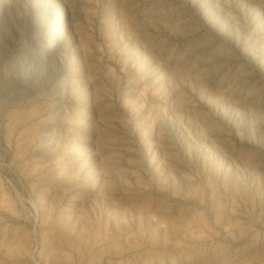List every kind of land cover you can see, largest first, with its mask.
<instances>
[{
    "label": "rangeland",
    "instance_id": "rangeland-1",
    "mask_svg": "<svg viewBox=\"0 0 264 264\" xmlns=\"http://www.w3.org/2000/svg\"><path fill=\"white\" fill-rule=\"evenodd\" d=\"M0 264H264V0H0Z\"/></svg>",
    "mask_w": 264,
    "mask_h": 264
},
{
    "label": "bare ground",
    "instance_id": "bare-ground-1",
    "mask_svg": "<svg viewBox=\"0 0 264 264\" xmlns=\"http://www.w3.org/2000/svg\"><path fill=\"white\" fill-rule=\"evenodd\" d=\"M39 8V5L38 4H35V6L32 8V11H35L34 9H38ZM6 23V25H7V28L9 27H11V24L9 23V22H5ZM7 28L5 29V30H7ZM7 32V31H6ZM4 44H5V46H8V42H4ZM3 44V45H4ZM7 48V47H6ZM6 48H3V50H5Z\"/></svg>",
    "mask_w": 264,
    "mask_h": 264
}]
</instances>
